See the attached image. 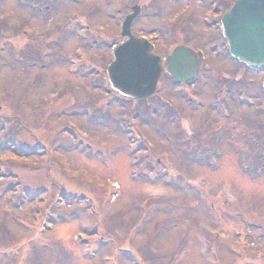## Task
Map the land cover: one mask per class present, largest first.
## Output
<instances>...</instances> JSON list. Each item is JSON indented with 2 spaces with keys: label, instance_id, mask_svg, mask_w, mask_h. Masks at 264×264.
Listing matches in <instances>:
<instances>
[{
  "label": "rangeland",
  "instance_id": "1",
  "mask_svg": "<svg viewBox=\"0 0 264 264\" xmlns=\"http://www.w3.org/2000/svg\"><path fill=\"white\" fill-rule=\"evenodd\" d=\"M30 1L0 0V264H264V72L171 3L133 34L209 70L128 101L105 67L133 0Z\"/></svg>",
  "mask_w": 264,
  "mask_h": 264
},
{
  "label": "water",
  "instance_id": "2",
  "mask_svg": "<svg viewBox=\"0 0 264 264\" xmlns=\"http://www.w3.org/2000/svg\"><path fill=\"white\" fill-rule=\"evenodd\" d=\"M132 17L128 16L122 26V35L129 40L115 48L107 73L114 89L141 101L154 93L162 67L147 46L128 35ZM222 24L232 54L253 67L264 63V0H238ZM198 61L189 49L180 46L165 59V71L179 85L194 76Z\"/></svg>",
  "mask_w": 264,
  "mask_h": 264
},
{
  "label": "flooded vegetation",
  "instance_id": "3",
  "mask_svg": "<svg viewBox=\"0 0 264 264\" xmlns=\"http://www.w3.org/2000/svg\"><path fill=\"white\" fill-rule=\"evenodd\" d=\"M237 1L238 0H133V2L129 5L130 11L127 14L132 13L134 6H138L137 14H136V16H135V18L131 24V31L133 33V32H135L136 26H143L144 25L143 23L149 21L148 19L150 16H156L155 15L156 12H158V11L160 12L162 8H165V6L170 7L171 3H174V4L181 3L183 5H182V7L178 8L177 11H175L174 14H176V18L172 22L175 23L176 19H180V17L184 16V18L190 19L189 23L191 24V21H192L191 18H194V15L196 13L198 14L197 18H199V15H201L200 12H202V16H200V19H201L202 23L204 25H206V24H208L207 19L213 21L216 18L221 17L222 14L229 11L230 8L232 7V5ZM139 2L144 3V4L139 5L138 4ZM161 2H167V3L162 4ZM158 3H160L161 6H158ZM152 7H156V10H150L149 11V8H152ZM205 7L207 9H205ZM158 8H161V9H158ZM145 11H148V12H145ZM190 12H192V13H190ZM157 29H160V30L162 29V26L159 25L158 22H157ZM152 30H156V29L153 28ZM213 31L217 35V38H219V41L211 42L209 45H212V46H209V49L222 52L225 61L229 63L230 62L229 57L226 58V56H227L226 52L224 54V51H226L225 45H224L225 42L223 43V40H221V36H219V34L217 33V31L215 29H213ZM152 32H155V31H152ZM180 44H182V43H180ZM186 45H188V44H186ZM154 46H155V44H154ZM196 48H200L199 50H202V51L205 50L206 51V49L202 48L201 46L196 47ZM196 50H198V49H196ZM208 56L206 55V57H207L206 61L207 62H209ZM215 56H219V54H216ZM231 63L234 64L235 62H231ZM238 66H239V64H238Z\"/></svg>",
  "mask_w": 264,
  "mask_h": 264
}]
</instances>
